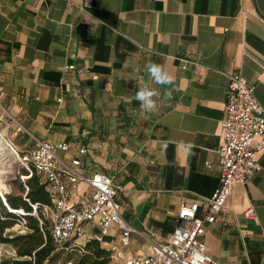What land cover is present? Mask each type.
I'll list each match as a JSON object with an SVG mask.
<instances>
[{"label":"crops","instance_id":"crops-1","mask_svg":"<svg viewBox=\"0 0 264 264\" xmlns=\"http://www.w3.org/2000/svg\"><path fill=\"white\" fill-rule=\"evenodd\" d=\"M149 62L174 82L155 86L157 109L142 114L134 97L141 83L154 86ZM236 70L264 106V0H0L4 132L21 152L38 140L67 142L62 157L87 147L83 171L111 176L118 189L128 241L116 223L107 236L122 258L166 241L180 203L217 187L227 75ZM257 158L260 169L232 185L207 224L205 250L219 264H264V152ZM90 193L80 182L71 200ZM250 205L257 219L244 215Z\"/></svg>","mask_w":264,"mask_h":264},{"label":"built area","instance_id":"built-area-1","mask_svg":"<svg viewBox=\"0 0 264 264\" xmlns=\"http://www.w3.org/2000/svg\"><path fill=\"white\" fill-rule=\"evenodd\" d=\"M227 77L224 116L220 121L221 143L216 151L219 167L217 187L207 198L182 201L176 213V225L168 239L154 243L149 253L126 256L123 264H219L205 250L203 237L207 224L213 222L226 205L232 185L247 180L260 169L257 153L264 152V106L255 96V84L238 70L228 73ZM4 115L9 116L6 110ZM20 127L18 124L16 129ZM2 138L22 165L23 198L30 203L26 195L27 180L34 173L40 175L45 183L51 203L43 204L42 211L49 217L50 232L58 245L75 238L88 224L99 229L100 239L107 235L114 223L124 229L122 242L127 243L130 229L126 228L120 214L117 186L112 177L105 173L83 171L82 156L87 151L86 146L77 148L68 157H62L58 151L67 152V142L38 140L33 147L21 152L8 137L3 135ZM211 164L210 160L206 161L208 167ZM80 182H85L91 188V193L89 198L75 203L71 195ZM6 193L9 191H4V195L0 193L3 203L19 217L11 228L16 232L24 231L26 215L38 217L37 203L31 204V211L11 208L6 202ZM243 213L248 218L257 219L252 205L245 208ZM39 220L42 221L40 217ZM112 248L115 249V246Z\"/></svg>","mask_w":264,"mask_h":264},{"label":"trees","instance_id":"trees-1","mask_svg":"<svg viewBox=\"0 0 264 264\" xmlns=\"http://www.w3.org/2000/svg\"><path fill=\"white\" fill-rule=\"evenodd\" d=\"M27 185L26 195L30 203L22 195L11 193H6V202L11 208L23 211H31V204L37 203L38 217L26 215L27 223L24 231L7 234L6 230L11 228L19 217L6 208L0 197V244H10L14 248L15 256L10 260L11 264H53L62 252L57 251L58 244L53 239L50 229H47V221L42 220V205L51 203V198L40 175L34 173L27 180ZM22 189L25 191L23 186ZM109 240L107 235H103L100 239L95 235L87 237L83 242V247L73 248L80 252L73 264H108L111 249L101 244ZM66 261L68 262L69 259Z\"/></svg>","mask_w":264,"mask_h":264},{"label":"rangeland","instance_id":"rangeland-1","mask_svg":"<svg viewBox=\"0 0 264 264\" xmlns=\"http://www.w3.org/2000/svg\"><path fill=\"white\" fill-rule=\"evenodd\" d=\"M0 182L5 186L6 191H9L11 194L22 195L23 189L21 186V177L20 174L23 173V168L19 162L17 156L5 145L3 142L2 136H6L4 132V127L6 123H9L8 116L4 115V108L0 104ZM36 216V215H34ZM42 220L47 221V229H50V221L47 215L42 216ZM92 231H97L93 229ZM91 228L88 229L85 226L82 227L80 234H77L75 238L67 241L63 245H58L57 251H61L60 254L53 262V264H73L75 259L78 257L80 252L74 250L73 248L77 247L80 244V247H83V242L89 236H93ZM17 233L12 228L7 232V234ZM104 247H109L111 249V258L108 264H123L124 258L119 255V250L113 244L102 243ZM115 246V249L112 248ZM70 254V255H69ZM15 256V250L10 244L1 243L0 244V264H11L10 260ZM69 257V258H67ZM69 259L67 262L66 260ZM71 262V263H69Z\"/></svg>","mask_w":264,"mask_h":264},{"label":"clouds","instance_id":"clouds-1","mask_svg":"<svg viewBox=\"0 0 264 264\" xmlns=\"http://www.w3.org/2000/svg\"><path fill=\"white\" fill-rule=\"evenodd\" d=\"M145 71L151 79L154 86H149L147 83H141L138 90L135 92L134 99L139 102L140 111L142 114H150L157 109L158 101L161 100V93L155 86L166 87L172 85L174 77L160 64L147 63ZM163 99H171V92L166 91Z\"/></svg>","mask_w":264,"mask_h":264},{"label":"bare ground","instance_id":"bare-ground-1","mask_svg":"<svg viewBox=\"0 0 264 264\" xmlns=\"http://www.w3.org/2000/svg\"><path fill=\"white\" fill-rule=\"evenodd\" d=\"M6 191L5 186L0 182V193L3 194V192ZM4 195V194H3Z\"/></svg>","mask_w":264,"mask_h":264}]
</instances>
